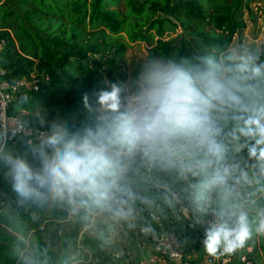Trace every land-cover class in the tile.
Returning a JSON list of instances; mask_svg holds the SVG:
<instances>
[{
    "label": "clouds",
    "instance_id": "obj_1",
    "mask_svg": "<svg viewBox=\"0 0 264 264\" xmlns=\"http://www.w3.org/2000/svg\"><path fill=\"white\" fill-rule=\"evenodd\" d=\"M262 54L261 46L232 44L148 52L134 75L106 80L91 98L83 93L82 117H52L41 105L38 127L17 125L16 143L0 130V177L19 206L96 211L130 227L138 201L161 211L179 204L189 226L203 229L208 256H232L253 231L264 236V208L253 230L242 192H264ZM245 153L251 174L229 159ZM22 240L20 264H47L43 250Z\"/></svg>",
    "mask_w": 264,
    "mask_h": 264
},
{
    "label": "trees",
    "instance_id": "obj_2",
    "mask_svg": "<svg viewBox=\"0 0 264 264\" xmlns=\"http://www.w3.org/2000/svg\"><path fill=\"white\" fill-rule=\"evenodd\" d=\"M250 1L0 0V68L5 69V78L10 81L28 77L38 85L36 89L24 85L17 90L8 113H21L34 127H38L35 113L41 105L52 117L57 114L82 117L83 93L87 92L91 98L93 89L106 87V80L116 81L115 75L125 79L122 64L117 62L127 45L125 39L155 40V55L163 56L204 52L210 46L227 48L234 34L241 33L246 25L244 13L250 10ZM178 27L184 31L179 42L174 37L162 38L166 31ZM249 46L256 47L254 43ZM259 46L264 52V40ZM21 97H26V102ZM18 138L19 135L9 143H16ZM232 156L251 174L246 153L230 155L229 159ZM259 188L252 185L244 190L248 194H244L245 210L253 221V230L258 223V212L264 208V192ZM159 203L162 205V201ZM162 207V211L148 208L138 201L140 223H149L153 229L171 225L186 255L200 251L203 233L200 228L189 226L181 205ZM43 212V207L17 205L15 195L0 177V264H20L18 252L24 246L22 238L43 250L50 264L49 244L33 223V216ZM52 212L59 218L66 214L53 209ZM149 212L158 219H153ZM14 235L19 236L18 240ZM140 235L148 241V234ZM247 245L253 247L247 253L252 264H264V236L253 231Z\"/></svg>",
    "mask_w": 264,
    "mask_h": 264
},
{
    "label": "rangeland",
    "instance_id": "obj_3",
    "mask_svg": "<svg viewBox=\"0 0 264 264\" xmlns=\"http://www.w3.org/2000/svg\"><path fill=\"white\" fill-rule=\"evenodd\" d=\"M249 4L250 10H246L244 13L246 25L241 33L234 34L232 45L249 46L254 43L259 46L264 40V0H251ZM183 32V29L178 27L176 30L166 31L162 38L174 37L175 42H179ZM125 40L127 45L122 55L117 58V62L122 64L121 67L126 75L125 79L115 75L116 81H124L134 75V72L138 70L139 61L148 52L149 55H155V40L151 42ZM234 160L236 158L232 156L230 161L235 162ZM246 161L249 162L248 166L252 173L254 162L247 158ZM249 187L245 186L243 190H248ZM43 208V213L33 216V223L41 232L44 241L49 244L51 257L48 262L50 264H152L151 246L138 231L140 217L137 212H135V219L130 222L135 226L130 227L128 222H116L108 215L96 211H82L78 215H72L62 206ZM52 209L64 211L65 217H56ZM181 212H183L182 209ZM176 219L180 223L181 219L178 215ZM156 230L172 233L173 226L166 224V227L156 228ZM14 237L17 240L19 238L18 235H14ZM257 242L259 247L260 240L257 239ZM259 250L262 257L263 252L260 247ZM193 253L196 255L198 263H201L207 254L203 248ZM235 261L238 260L235 258ZM237 264L242 263L238 262Z\"/></svg>",
    "mask_w": 264,
    "mask_h": 264
},
{
    "label": "built area",
    "instance_id": "obj_4",
    "mask_svg": "<svg viewBox=\"0 0 264 264\" xmlns=\"http://www.w3.org/2000/svg\"><path fill=\"white\" fill-rule=\"evenodd\" d=\"M32 86L34 89L38 87L37 83L33 79L24 77L16 81H10L5 78V69L0 68V130L7 129L9 140L18 136L19 133L15 132L17 125H23L26 130L35 129L33 125H29L23 118L21 113L9 114L8 107L17 90L22 86ZM242 192H244L242 188ZM245 196H248L247 192H244ZM139 214L138 210L136 211ZM150 216L157 220V216L153 212H149ZM151 226L149 223L139 224V233L148 234V242L152 250V264H252V260L247 254L252 250L251 245H247L244 249L238 251L232 256H217L210 257L205 255L204 260L201 263L197 262V257L185 254L180 241L176 235L172 232L167 233L164 231H158L153 229L152 231L145 233L143 228ZM235 258L238 261H235Z\"/></svg>",
    "mask_w": 264,
    "mask_h": 264
},
{
    "label": "water",
    "instance_id": "obj_5",
    "mask_svg": "<svg viewBox=\"0 0 264 264\" xmlns=\"http://www.w3.org/2000/svg\"><path fill=\"white\" fill-rule=\"evenodd\" d=\"M201 229V231H202V233H203V229L202 228H200ZM99 246L101 247V244H99Z\"/></svg>",
    "mask_w": 264,
    "mask_h": 264
}]
</instances>
